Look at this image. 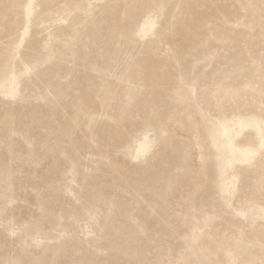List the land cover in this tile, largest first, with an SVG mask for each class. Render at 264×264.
Wrapping results in <instances>:
<instances>
[{"label":"rangeland","instance_id":"rangeland-1","mask_svg":"<svg viewBox=\"0 0 264 264\" xmlns=\"http://www.w3.org/2000/svg\"><path fill=\"white\" fill-rule=\"evenodd\" d=\"M238 118L264 129V0H0V264H264Z\"/></svg>","mask_w":264,"mask_h":264},{"label":"bare ground","instance_id":"bare-ground-1","mask_svg":"<svg viewBox=\"0 0 264 264\" xmlns=\"http://www.w3.org/2000/svg\"><path fill=\"white\" fill-rule=\"evenodd\" d=\"M153 24H152V20H148L147 22L144 23L143 25V31L145 33L149 32L152 28ZM254 122L255 125V130L257 132L258 135V142L261 146H264V129H262L259 125V121L258 120H253L251 122L244 120L242 118H238V123L241 127V131H243L244 129L248 128L249 124ZM225 146H229L230 151L233 152L236 156V160L239 162H246L249 161L250 159H252L256 154H257V150H255L253 147L249 146V145H244V146H240L239 144H237L236 142H234L232 140L231 137H227L226 141H225ZM232 160L226 161L222 167V175H226V169L228 167V165L230 163H232ZM229 184L228 180H223L221 185L222 186H227ZM224 189V188H223Z\"/></svg>","mask_w":264,"mask_h":264}]
</instances>
